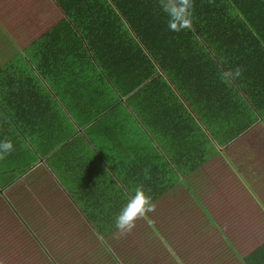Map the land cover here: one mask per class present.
Here are the masks:
<instances>
[{
	"label": "trees",
	"instance_id": "16d2710c",
	"mask_svg": "<svg viewBox=\"0 0 264 264\" xmlns=\"http://www.w3.org/2000/svg\"><path fill=\"white\" fill-rule=\"evenodd\" d=\"M23 1L42 29L0 21L18 50L0 65V141L13 144L0 264H114L132 250L137 264H230L233 241L193 193L229 179L226 162L204 166L208 131L264 122V0H191L179 31L168 0ZM195 173L194 190L181 184ZM140 185L155 211L121 235L115 217Z\"/></svg>",
	"mask_w": 264,
	"mask_h": 264
},
{
	"label": "crops",
	"instance_id": "0c3cea01",
	"mask_svg": "<svg viewBox=\"0 0 264 264\" xmlns=\"http://www.w3.org/2000/svg\"><path fill=\"white\" fill-rule=\"evenodd\" d=\"M211 132L212 134L208 131L211 155L204 166L213 165L218 161L226 162L233 187L222 175L210 182H204L203 190L200 189L198 193L195 188L193 193L196 208L204 210L209 220L223 232L224 238L233 241L232 247L237 257L229 259L230 264H264V122L260 117L248 129L232 137L230 136L233 128L222 123L218 125L217 130ZM196 175L197 173L187 177L189 185L190 180ZM181 184H184L183 181ZM227 184L230 185V189L228 187L226 190L241 192L238 195L223 194L224 201L218 206L219 199L210 200V196L219 193L221 188L225 189ZM238 200H241L242 209L235 214L230 208L234 209V202L240 203ZM257 215V218L260 217L259 220L251 221ZM240 238L243 239V243L245 240H252V247L246 249L237 245L235 242ZM250 253L252 257L248 258Z\"/></svg>",
	"mask_w": 264,
	"mask_h": 264
},
{
	"label": "rangeland",
	"instance_id": "374dc122",
	"mask_svg": "<svg viewBox=\"0 0 264 264\" xmlns=\"http://www.w3.org/2000/svg\"><path fill=\"white\" fill-rule=\"evenodd\" d=\"M30 3H31V6H30ZM14 5H16V6H14ZM32 7H33V3L29 2V1L24 2L23 0H0V21L2 23V20L7 19V18L15 20L18 24V27L16 29L17 34L21 37L22 36L28 37V35H33L37 32V30H38V32H40L42 29L41 27L39 29V26H33L32 25V22L34 21L33 18L37 19V16H38V14L34 13V8H32ZM40 15H41V17L46 16V15H50L48 17L47 21H42V26H46L49 24V22L54 21L53 15H55V14L51 11H47V12H45V14L40 13ZM2 27L3 26L0 25V65L3 64L4 62H6L8 59H10L18 51L17 48L14 46V44L10 41V39L12 40V38H10V39L8 38V36L5 33L4 28H2ZM8 33L11 36L9 31H8ZM197 178L198 177L193 178L192 180H190V182H192L193 184H196ZM227 180L229 181V184L233 187V180H232L231 174L229 175V179H227ZM182 181H183V183H187L186 181H188V180L183 179ZM230 185L227 184L225 186V189L221 188L222 190L220 189L219 193H217L213 196H210V200H212L214 198H218L219 199L218 206H221L222 202L224 201V200H222L223 194H226V196H228V195H231L232 193H236L238 195L239 192H241V191L226 190L228 187L230 189ZM207 188L208 187H206V190H207ZM236 189H237V186L235 187V190ZM240 201L241 200H238V202H240ZM234 203H235L233 206L234 209L230 208V211L237 214V213H239V209H242V207L240 206L241 202L240 203L234 202ZM244 204L248 205V204H246V202ZM225 216H228V215H225ZM257 217H258V215L255 218H252L251 221L259 220L260 217L259 218H257ZM220 225H221V223H220ZM137 226H138V223L135 222L134 229H136ZM232 234H234V232H232ZM137 236H138V232L135 231L132 234V237H130L131 240L134 241L132 243V245L137 244L136 240H139V239H137ZM125 237L126 236H124L120 240V247H119L120 251H124V249H122V248L125 245L130 244V240H126ZM193 241L195 243V240H193ZM235 243L237 245L241 246L242 248L244 247L246 249L252 247V240H245V242L243 243V239L240 238ZM134 253H135V250L127 251V253H123L122 259L120 261L114 262V264H137L135 262L136 259L133 256H131ZM146 258L148 259L150 257L147 256ZM158 260H161V259L158 258ZM108 262L109 261H106V263H108ZM149 262H151L149 259L147 261H144L145 264H147ZM162 264H166V263L164 262Z\"/></svg>",
	"mask_w": 264,
	"mask_h": 264
},
{
	"label": "clouds",
	"instance_id": "9594fccd",
	"mask_svg": "<svg viewBox=\"0 0 264 264\" xmlns=\"http://www.w3.org/2000/svg\"><path fill=\"white\" fill-rule=\"evenodd\" d=\"M191 7V0H168L164 5V11L170 16L169 28L171 30L191 28ZM12 150L11 140L0 141V159ZM155 207L152 197L146 194L143 186H137L115 217L116 229L121 235L130 232L135 227L136 220L145 217L149 212H154Z\"/></svg>",
	"mask_w": 264,
	"mask_h": 264
}]
</instances>
